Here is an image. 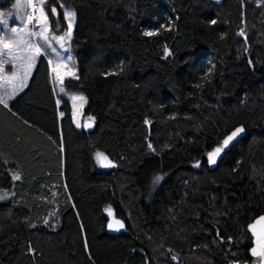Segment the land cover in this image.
Listing matches in <instances>:
<instances>
[{"label": "trees", "instance_id": "16d2710c", "mask_svg": "<svg viewBox=\"0 0 264 264\" xmlns=\"http://www.w3.org/2000/svg\"><path fill=\"white\" fill-rule=\"evenodd\" d=\"M62 5L78 67L64 86L93 127L76 130L43 55L0 104V264L258 262L247 227L264 215V0H46L64 29Z\"/></svg>", "mask_w": 264, "mask_h": 264}, {"label": "rangeland", "instance_id": "374dc122", "mask_svg": "<svg viewBox=\"0 0 264 264\" xmlns=\"http://www.w3.org/2000/svg\"><path fill=\"white\" fill-rule=\"evenodd\" d=\"M33 2L37 4L35 11L31 6L27 5L26 0H14L9 7L0 8V20L6 21V24L0 23V35L15 37L16 33L11 32V29L13 28L16 29L24 28L26 31H32V32L41 31L44 25L42 20L40 19V5L38 0H33ZM43 8L48 16L49 30L47 32V35L51 47H49L48 44L45 43V41L40 37H32L31 39L35 43H39L40 45L43 46L40 55L45 56L48 61L51 84L54 89V92L58 97V99H61L62 97L67 99V101L70 104L71 118L74 127L76 128V130L81 131L82 129H84V124L90 120L89 118L83 117V111L86 106L87 100L83 94L79 92L68 91L64 86L65 81L76 80L78 77V67L73 59L71 46H70L73 35L74 24H75V15H74L70 38L68 36V32H69L68 21L64 17L65 10L71 11L73 13L74 10L71 7L61 8L65 20V28L61 29L60 23L52 18L55 15L53 13L52 15H50V13L48 12V9L46 8V0L43 5ZM29 16H32L31 21H29L28 19ZM56 36H63L64 40L60 41L58 39H54V37ZM0 50L4 52L2 59L10 60L9 56L7 55V50L6 49H0ZM13 53L19 56L33 55L35 56V61L31 67L30 73L27 76L24 75L26 68L21 67V62L19 60H10L9 63L4 65L5 71L0 73V97H2L3 100V102L0 104L2 105H8L14 98H16L19 94H21L25 90V88L28 85L29 79L33 73V70L35 68L36 62L38 61L40 56V55H35L34 51H29L28 49L20 50L14 48ZM58 64L60 66L59 67L60 75L63 77V83H61L56 72L53 71V68L57 67ZM13 65H15V67ZM13 72L16 73L15 78L12 77ZM71 73H75V76H73ZM4 77H7V80H5ZM61 89H63V91H61ZM81 96L84 97V101L78 99L77 100L72 99L73 97H81ZM59 149L62 150L61 148ZM96 154L97 153L94 154V157L99 165V169L104 170V168L108 169L112 166V163L107 167L102 166V164L98 162L96 158ZM108 161L110 160L108 159ZM107 214L109 215L108 223L112 219H118L121 221V224H123L122 220L119 217H117L110 209L107 210ZM121 228L123 227H120V229Z\"/></svg>", "mask_w": 264, "mask_h": 264}, {"label": "snow or ice", "instance_id": "6c2138e0", "mask_svg": "<svg viewBox=\"0 0 264 264\" xmlns=\"http://www.w3.org/2000/svg\"><path fill=\"white\" fill-rule=\"evenodd\" d=\"M27 5L31 6L34 11L37 7V4L33 2V0H26ZM39 5H40V19L43 22V29L39 32H32V31H26L24 28H20V29H16L13 28L11 29V32L16 33V36H3L0 35V49H6L7 50V55L9 56L10 60H19L21 62V67L26 68V71L24 73L25 76H27L30 73L31 67L34 64L35 61V56L33 55H26V56H19L13 53V49L17 48L20 50H24V49H28L29 51H34L35 55H40L41 53V49H42V45H40L39 43H35L31 38L32 37H40L42 38L45 43L48 44L49 47H51V44L49 42V38L47 35V32L49 30V22H48V16L44 11L43 5L45 3V0H38ZM63 7V5H62ZM52 13L53 14H57V10L55 7L52 8ZM34 14V13H33ZM74 13L71 11H64V17L65 19L68 21V28H69V32H68V36L69 38L71 37V29L73 26V20H74ZM29 21L32 20V16L28 17ZM0 23H4L6 24V21L4 20H0ZM212 23H215V21H212ZM156 33L154 32H145L144 35L145 36H153ZM54 39H58L60 41L64 40L63 36H56L54 37ZM4 55V52L2 50H0V73L5 71L4 65L9 63L10 60H4L2 59ZM26 62V63H25ZM249 63H251V61H249ZM15 67V65H13ZM59 64L57 65V67L53 68V71L56 72L58 78L60 79L61 83H63V77L60 75V71H59ZM66 67V65H65ZM73 76H75V73H71ZM12 77L15 78L16 77V73L13 72L12 73ZM5 80H7V77H4ZM61 91H63V89H61ZM73 100H81L84 101V97H73ZM2 97H0V103H2ZM146 123H148L146 121ZM79 126V125H78ZM244 129L243 127H237L232 133L231 135L227 136V138L223 141V147H227L230 143V141L233 140L234 137H236L239 133L243 132ZM149 147L151 148L152 146L149 144ZM223 150L222 147H217L215 148V150L213 152H209L208 153V157H209V161L214 163L215 162V158L216 156H218L221 151ZM96 158L98 160V162H100L102 164V166H109L111 164L110 161H108V158L103 154V153H97L96 154ZM18 179V177H17ZM162 177H156L155 182H158L159 180H161ZM2 198V197H0ZM260 221H264V216L260 217ZM117 223H119V221H117ZM257 223H259V221H257ZM111 227V225H110ZM120 227H123V224H120ZM250 228L253 229V234L257 235L255 233V226L254 225H249ZM257 241L258 244L260 245L261 250L257 251L256 248L252 249V254L254 256H261L264 257V237H261L259 235H257Z\"/></svg>", "mask_w": 264, "mask_h": 264}, {"label": "water", "instance_id": "95a60500", "mask_svg": "<svg viewBox=\"0 0 264 264\" xmlns=\"http://www.w3.org/2000/svg\"><path fill=\"white\" fill-rule=\"evenodd\" d=\"M93 127V122L92 121H88L84 124V129L85 131H90ZM231 135V134H230ZM244 135V131L239 133L236 137L233 138V140L235 139H239L241 138L242 136ZM232 140V141H233ZM231 142V141H230ZM264 215H260L258 217H256L249 225H254L255 226V233L261 237H264V221H260V217H262ZM117 221H119V223H117ZM257 221H259V223H257ZM120 224H121V221L118 220V219H112L110 222H109V228L111 230L112 233H117L120 229ZM111 225V227H110ZM248 225L247 229L252 237V244H251V248L249 250L250 252V255L255 258V259H258V262L257 264H264V257H261V256H254L252 254V249L253 248H256L257 251H260L261 248H260V245L258 244V241H257V235H254L253 234V229L250 228ZM235 264H238V263H235Z\"/></svg>", "mask_w": 264, "mask_h": 264}, {"label": "flooded vegetation", "instance_id": "af4514ba", "mask_svg": "<svg viewBox=\"0 0 264 264\" xmlns=\"http://www.w3.org/2000/svg\"><path fill=\"white\" fill-rule=\"evenodd\" d=\"M84 130V129H83ZM104 168V167H103ZM100 170H103V169H100ZM104 170H107L106 168H104ZM255 260V258H253ZM253 264H257V262H253Z\"/></svg>", "mask_w": 264, "mask_h": 264}]
</instances>
